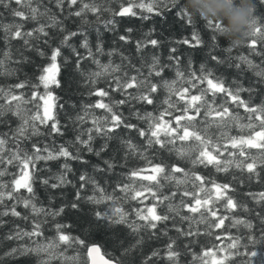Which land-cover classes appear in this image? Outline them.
Here are the masks:
<instances>
[{"label":"snow or ice","instance_id":"1","mask_svg":"<svg viewBox=\"0 0 264 264\" xmlns=\"http://www.w3.org/2000/svg\"><path fill=\"white\" fill-rule=\"evenodd\" d=\"M252 5L253 20L246 42L253 55L264 57V51L255 48L258 41L264 42V25L255 15V0H252ZM260 6L264 8V0H260ZM0 8L12 18L7 20L5 17L7 22L0 20V37L4 44L0 51V77L16 79L15 83L0 86V126L6 129L0 132V227L7 223L3 217L9 216L30 225L23 228L16 224L9 230L5 239L17 244L4 253L6 257H33L35 264H54L55 261L60 264H130L126 260L128 253L145 243L143 234L146 233L149 240L168 237L161 250L151 252V264H159L156 258H160L163 264H181L183 253L178 246L180 238L186 240L187 250L193 244L202 243L199 240V225H205L204 234L211 235L209 230L224 227L226 220H229L231 228L243 225L249 229L246 239L253 242L256 237L251 230L256 226L254 220H258L260 237L264 240V191L258 194L243 193L250 196L257 206L250 207L248 203H241L228 194L236 191V185L243 186V175L238 177L233 174L230 181L217 183L196 171L198 166L212 167L215 172L226 174L236 169L246 174L249 182H259L261 173H264V88L258 91L256 87L264 85V61L255 64L247 56L233 57V48L240 45L236 43L223 49L225 56L215 54L220 47L217 36H224L226 31L219 20L198 15L212 33L208 58L217 67L242 70V65H245L258 77L255 83L247 87L235 79L226 82L222 75L205 63L196 68L188 60L181 67V56L175 55V45L199 48L205 43L201 33L196 30L187 2L182 0H0ZM169 12H172L174 21L193 30L190 37L170 43L168 62L165 63L160 56L146 52L149 46L156 49L161 44L159 39L153 38L155 28H150L143 38L134 39L132 33L136 29L131 21L139 19L146 22L155 17L167 19ZM105 14L107 19L103 18ZM89 16L94 17V21ZM69 19L77 24L76 28L67 26ZM28 23L32 24L30 29L26 27ZM93 23L103 24L106 30L112 32L125 24L118 40L134 44V51L139 54V66L133 62V58L123 53L121 64H113L111 60L101 63L96 53L103 54L104 47L101 43L90 42L91 33L87 31ZM13 41L19 42L15 52ZM81 49L86 55L81 53ZM115 51L107 55L112 56ZM33 57H39L45 63L35 64ZM85 59L91 60L99 69L88 72L86 79L92 86L89 94L100 99L84 105L82 112L74 117L69 116L70 124L61 123L58 109L64 105L53 104L58 99L54 96V89L62 87L61 71L64 68L70 67L83 75ZM27 67L35 68L32 80L20 78ZM127 69L133 70L135 75H130ZM169 69L173 70L174 79L164 76ZM101 78L105 80L104 88L98 87ZM26 88L27 95L17 91ZM193 89L197 91L193 92ZM242 93H247V98ZM217 98L223 100L218 106ZM157 104L160 105L159 110ZM146 106L153 108L149 111ZM75 107L72 105V108ZM125 107L128 109L127 117L123 111ZM173 108L178 109L179 114L173 116L172 120L165 119L172 115ZM240 108L246 113V122H242L245 117H241L237 111ZM96 109L102 111L96 113ZM201 114L205 118L213 117L211 120L205 119L203 129L197 127ZM212 127L217 129L218 135L210 132ZM234 127L239 128V133L231 135ZM69 128L75 133L70 145H56L54 139L50 143L40 140L41 137H63ZM133 132L140 138L139 143L133 139ZM178 141L181 142L179 147ZM253 149L256 151L252 152ZM148 150L174 154L190 167L180 163H153L146 155ZM84 152L95 155L103 164V167L96 166L97 173L106 175L115 172L117 167L126 169L127 182L117 178L112 191H108L103 185V177L98 179L95 175L81 174L77 178L79 189L91 186L92 195L82 198L78 189L74 201L55 210L45 208L35 190L36 183L50 189L71 184L72 181L68 179L73 171L70 161L87 165ZM130 156L145 159L147 168L127 169ZM51 161H60L61 170L52 173L49 168L48 175H39L43 169L37 168L38 163ZM30 166L31 172L28 171ZM9 176L10 180L4 179ZM206 182L211 187H206ZM166 185L176 190L170 189L169 194H165L163 189ZM178 194L181 198L176 203ZM183 197L190 199L185 201ZM148 198L153 204L145 211L139 205ZM133 201L137 204L127 210L120 205V202L131 204ZM85 203L93 206L111 203L110 212L93 207L91 212L94 219L86 222L98 226L99 221H104L114 231L126 227L136 236L135 246L124 247L123 252L117 247L119 255H114L100 244L87 240L83 234L66 232L65 229L73 226L59 221L55 223V234L44 236V224L49 217H60L66 210L79 214ZM210 204L212 207H209ZM221 209L225 214L218 216ZM238 212L246 214L247 218H240ZM209 215L216 219L210 222ZM170 230H175L177 236H169ZM225 232H228L227 228ZM220 238L221 235L217 233L215 239ZM228 239L231 242L227 248L216 244L210 247L205 245L202 253H193L194 258L200 264H228L234 261L239 253L229 250L238 249L245 237H233L229 233ZM22 241L27 242L20 243ZM69 250L76 254L68 255ZM250 255L256 257L257 252L252 251Z\"/></svg>","mask_w":264,"mask_h":264},{"label":"trees","instance_id":"2","mask_svg":"<svg viewBox=\"0 0 264 264\" xmlns=\"http://www.w3.org/2000/svg\"><path fill=\"white\" fill-rule=\"evenodd\" d=\"M182 2H187L188 10L193 15V20L195 21V27L196 30H198L201 33V37L204 40V46L199 48H189L187 45H175L177 47V53L175 55L181 56V67L185 65V62L188 60H191L193 62V66L198 68L201 63H205L208 67H211L213 71H215L218 75H222L223 78L226 80V82H231L232 80H239L241 81L245 87L249 86L250 83H255V81L258 80V77H255L252 71L247 70L245 65H242V70H237L234 67L229 68L226 66L217 67L215 65V62L210 61L208 58V47L212 43L210 37L212 33L205 27V22L198 17V15L203 16L205 19L207 18L206 13L214 11L211 5H208L204 2V0H182ZM251 6L252 0H249ZM256 4V11L255 15L257 16L258 20H260V23L264 25V19H261V17H264V8L260 6V0H255ZM113 7H116L115 4H113ZM55 11V9H54ZM174 12V10H172ZM0 13H3V15H0V20H5V17H7V20H11L12 18L10 16H7V13L4 12L3 8H0ZM104 19H107V15L103 17ZM90 20L94 21V17L89 16ZM119 19V18H118ZM5 20V22H7ZM213 20V19H212ZM132 26L136 29L132 33L133 38H143V34L148 32L150 28H155V32L153 33V38H157L161 41V44L158 48L153 49L151 46H149L148 49H146V52L149 54H155L161 57L162 62L167 63V57L169 55V48L170 43L174 40H178L184 37H190V33L192 32V28L187 25H181L180 22H176L173 20L172 12L168 13L167 19L161 18V17H155L154 20H149L146 22H141L139 19H133L131 21ZM227 25V21H224V28ZM67 26L69 28H76L77 24L73 22V19H69L67 21ZM125 24H121L118 26L116 32L108 31L104 28L103 24H96L93 23L90 27H88L87 31L91 33L89 36L90 42L93 43H101L104 47V53H96V58L101 61V63H108L109 60L113 62V64H121V53H123L125 56H128L130 58H133V62L139 66L138 63V57L139 54L135 53L134 51V44H125L124 42H121L118 40L119 34L123 33ZM27 28H31L32 24L28 23L26 25ZM225 34V32H224ZM223 34V35H224ZM97 36H99V39L97 40ZM218 43L220 45L219 49H217V52L215 54L225 56L226 53L223 51L224 48L230 46L232 44V41L225 38L224 36H217ZM18 41H13V52H15L16 46H18ZM4 48V44L2 41V37H0V51H2ZM255 48L259 51H264V42H257L255 45ZM115 51V54L112 56H108L107 53L110 51ZM93 52L95 53V48H93ZM81 53H84V50L81 49ZM86 55V54H85ZM247 56L249 59H251L255 64H261L262 61H264V57L256 56L251 53V49L248 47L247 42L245 41L243 44H240L239 46L233 48L232 56ZM2 58V57H0ZM33 62L35 64H41L45 63V61L39 57H33ZM235 61H233L234 63ZM125 64L127 61L124 62ZM14 66V65H13ZM83 68H84V74L81 75L80 73L76 72L72 68H64L61 71V80H62V87L54 89V96L58 97V99L53 101V104L55 105H64L63 108L58 109L59 116L61 123H71L70 120L67 118L69 116H75L77 113H81L83 110V106L86 104H90L92 102H95L99 100L100 98L90 95L91 91V85L87 82V74L91 71H97L99 70L97 66L91 62V60L85 59L83 61ZM129 71L130 75H135V72L131 69H127ZM146 71V70H145ZM35 74V68L33 67H27L23 69V71L20 74L21 79H29L32 80L34 78ZM164 76L169 79H174L175 75L173 70L169 69L165 71ZM16 79L14 77L5 79L4 77H0V86L6 85V84H12L15 83ZM98 87L104 88L105 87V80L103 78L100 79L98 83ZM202 87V86H201ZM257 90L259 91L261 88H264V85H256ZM18 92L28 94V89H20L17 90ZM193 92H196L197 90L193 89ZM242 96L247 98V93H242ZM116 98H119L118 96ZM178 99V97L176 98ZM42 103V102H41ZM183 104V101L180 102ZM199 103V102H197ZM223 103V100L220 98H217V106ZM229 103H231L229 101ZM72 105H76L75 108H72ZM31 107V106H29ZM138 107H142L139 106ZM149 111L152 110L153 106H146ZM232 108H234V105H231ZM157 110L160 109V105H156ZM96 113L101 112L102 110L96 109L94 110ZM124 115L128 116V109L125 107L123 109ZM237 111L240 113L241 117H245L242 122H246V113L244 112L243 108L237 109ZM172 115L166 116L165 119L172 120V117L179 114L178 109L173 108L171 110ZM200 123L197 124V127L200 129H203L205 127V119L211 120L213 117H207L205 118L203 114L198 118ZM133 123H136L135 120L132 121ZM13 123H15V119L13 118ZM88 125L86 124L85 127ZM2 126H0V132L5 131ZM211 133H215L218 135L217 129L215 127H212L210 129ZM239 133V128L234 127L230 134L236 135ZM74 132L69 128V130L66 132L65 136L60 137H41L40 140L42 143H50L53 139L55 140L56 145L60 144H68L70 145V142L74 136ZM133 139L139 143L140 138L135 135L133 132L132 134ZM215 139V136L213 137ZM29 144L31 141L28 142ZM97 144L100 143V141H96ZM181 142H177V147L180 146ZM252 152H255L256 150H251ZM107 154H105L106 156ZM113 155H117L116 153H113ZM146 155L148 156V159L152 160L153 163H166V164H172V163H180L185 164V161L178 160V158L173 155L168 154H162L158 150H148ZM227 155V154H225ZM83 158L88 161L87 165L79 162V161H70L71 167L73 169L72 173L68 176V179L72 181L71 184L65 185L62 188L57 189H50L46 188L44 185L40 184L39 182L35 185V190L40 197V202L44 205L45 208H48L50 210H55L58 207H62L69 203L70 201H74L77 190L79 189L80 182L78 181V176L81 174H88V175H95L97 178L103 177V185L108 191H112V185L114 183H117V178L125 180L127 182V174L126 169H122L120 167H117L115 172H109L106 175L103 173H97L95 171L96 166L103 167V164L100 162L99 158L95 155L89 154L87 152L83 153ZM117 159L119 161V157L117 156ZM185 166L190 167V165L185 164ZM138 167L147 168V161L143 158H140L138 156H130L127 161V169H135ZM37 168L43 169V171L39 172V175L44 176L48 175L47 169H51L52 173H57L60 171V161H51V162H39L37 165ZM31 166L28 169L29 172H31ZM150 172L151 170L148 169ZM196 171L210 177L211 180H215L217 183H223L225 181H230L233 174L236 176H244V184L243 186L236 185V191L235 192H229V195L235 196L241 203H248L250 207H257L255 203L252 201L250 196H244L243 193L245 192H251V193H260L261 191H264V173H261V177L259 182L252 181L249 182L246 178V174H241L238 170L232 169L229 173L224 172H215V170L212 167H203L198 166L196 168ZM5 180H10L11 177H5ZM136 179V178H134ZM148 183V182H144ZM206 187H211L210 184L206 182ZM189 188H191V185H188ZM175 191L176 189L171 185H166L163 189L165 194H169V190ZM80 190V195L82 198L92 195V189L91 186L85 187ZM23 191V190H22ZM199 195L203 196L204 193H199ZM180 195L178 194L175 202L178 203L180 199ZM185 201L189 200L190 197H183ZM6 203H11L10 201H6ZM158 203V202H157ZM167 203V202H165ZM222 203V201H221ZM137 204L136 201L129 203L120 202V205L127 210L129 207H133ZM153 204V201L148 198L145 200L144 204L139 205L142 208H145V211L147 207L151 206ZM93 207H97L98 210L110 212L112 210L111 203L109 204H102L99 206H93L90 204H83L82 208L83 211H81L79 214H77L73 210H66L65 214L57 217L55 219L49 217L48 222L44 224V236L45 237H51L55 234V223L57 221L62 222L64 224H71L73 227L71 229H65L66 232H70L72 235H82L89 241L95 242L97 244H100L102 248L108 252L113 253L114 255H119L118 252H116V248L120 247V251L123 252L124 247L129 246H135L136 244V236L131 233L129 229L126 227H123L119 230H113L112 228L108 227L104 221H99L98 226L96 224H88L86 221L89 219H94L92 216L91 209ZM209 207H212L210 204ZM23 210V209H18ZM160 211V209H157ZM203 211V207L201 209ZM258 210V208H257ZM187 211L186 209L184 210ZM224 210L221 209L218 211L217 215H224ZM198 215V214H197ZM230 215V219L233 217ZM238 215L240 218H247V215L244 213H239ZM4 220L7 221V223L0 227V264H35V258L33 257H6L4 253L11 247L16 246V241H8L5 239L7 233L10 229L14 227V225L19 224L23 228H29V224L19 220L18 218L14 217H3ZM216 217H212L209 215V221L215 220ZM179 223V222H178ZM186 223V222H185ZM254 224L256 225L254 229L251 231L255 235L256 239L255 242L249 241L246 239L247 233L250 231L249 229H246L243 225H238L236 228H231L229 220L225 221V225L222 228H211L209 231L211 232V235H205L204 229L205 225H199L200 228V236L199 240L202 242L200 244H193L191 247H188L187 250H185L186 240L184 238H180L178 240V246L180 247L182 251V257H181V264H200L199 260L194 258L193 253L200 254L202 253L205 245L211 246L212 244L220 245L224 248L228 247V244L231 242L228 239L229 233L235 237V236H244L245 239L241 240L240 246L238 249H230L229 251H236L239 254L236 255L234 261H229L228 264H264V240L260 237V229H259V222L258 220H254ZM169 227L171 228V221L169 222ZM225 228L228 229V232H225ZM219 233L221 235L220 239H215L216 234ZM145 236V243L142 246H136L134 247V250L129 252L126 260L130 262V264H151V260L149 257L151 256V252L153 250H161L164 246V244L167 242L168 237L160 236L157 240H149L147 239V234H143ZM169 236L176 237L177 233L175 230L169 231ZM192 239H195L193 237ZM27 241H22L20 243H25ZM252 251L257 252L256 257H252L250 253ZM244 253H247V255H244ZM75 251L69 250L68 255H75ZM220 255H223L221 253ZM159 261V264H163V261L160 260V258H156ZM54 264H60L59 261H55Z\"/></svg>","mask_w":264,"mask_h":264},{"label":"clouds","instance_id":"3","mask_svg":"<svg viewBox=\"0 0 264 264\" xmlns=\"http://www.w3.org/2000/svg\"><path fill=\"white\" fill-rule=\"evenodd\" d=\"M214 11L206 13L207 18L219 20L225 26L224 37L232 43L243 44L250 36V25L254 9L249 0H204Z\"/></svg>","mask_w":264,"mask_h":264}]
</instances>
